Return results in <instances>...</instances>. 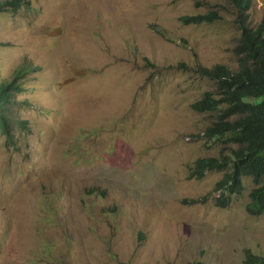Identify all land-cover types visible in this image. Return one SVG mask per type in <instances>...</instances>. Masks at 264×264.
<instances>
[{"label": "rangeland", "instance_id": "obj_1", "mask_svg": "<svg viewBox=\"0 0 264 264\" xmlns=\"http://www.w3.org/2000/svg\"><path fill=\"white\" fill-rule=\"evenodd\" d=\"M249 22L264 19L251 0ZM217 11L212 23L180 17ZM228 0H22L0 10V80L23 63L29 129L0 132V264H243L264 256L250 177L216 204L224 172L189 178L212 112L192 103L236 67ZM15 111V110H13ZM232 147V145H230ZM197 199L196 202H191Z\"/></svg>", "mask_w": 264, "mask_h": 264}, {"label": "trees", "instance_id": "obj_2", "mask_svg": "<svg viewBox=\"0 0 264 264\" xmlns=\"http://www.w3.org/2000/svg\"><path fill=\"white\" fill-rule=\"evenodd\" d=\"M228 2L235 10L239 29V38L233 48L236 67L199 66L202 76L215 80V89L206 90L191 105L197 112H212L210 115L214 119L204 129L203 136L224 146L217 156L198 157L189 167L188 177L202 178L209 171L224 172L213 188L219 191L216 204L221 207L228 206L232 194L241 191L242 178L250 177L254 186L250 189L246 210L251 215H260L264 213V19L257 25L250 24L251 0ZM21 3L22 0H0V10L14 13ZM219 18L217 11H210L183 15L180 21L202 24ZM36 69L37 66L23 63L10 79L0 80V132L8 140H12L18 130L29 129L27 120L19 117L22 102L17 96L24 90V77ZM245 252L243 264H264L263 255L249 249Z\"/></svg>", "mask_w": 264, "mask_h": 264}, {"label": "clouds", "instance_id": "obj_3", "mask_svg": "<svg viewBox=\"0 0 264 264\" xmlns=\"http://www.w3.org/2000/svg\"><path fill=\"white\" fill-rule=\"evenodd\" d=\"M249 11V10H248ZM248 15H249V13H248ZM238 38H239V36H238ZM238 40V39H237ZM237 42V41H236ZM236 45V44H235Z\"/></svg>", "mask_w": 264, "mask_h": 264}]
</instances>
